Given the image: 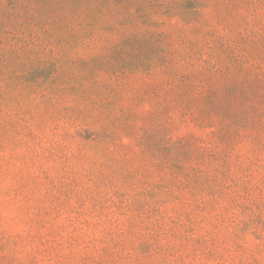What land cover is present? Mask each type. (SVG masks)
Instances as JSON below:
<instances>
[{"label": "rangeland", "instance_id": "obj_1", "mask_svg": "<svg viewBox=\"0 0 264 264\" xmlns=\"http://www.w3.org/2000/svg\"><path fill=\"white\" fill-rule=\"evenodd\" d=\"M0 264H264V0H0Z\"/></svg>", "mask_w": 264, "mask_h": 264}]
</instances>
